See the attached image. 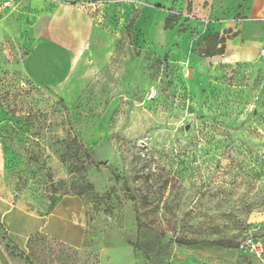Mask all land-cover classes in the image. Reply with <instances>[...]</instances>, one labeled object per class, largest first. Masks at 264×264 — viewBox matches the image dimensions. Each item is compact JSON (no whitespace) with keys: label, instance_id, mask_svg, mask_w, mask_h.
<instances>
[{"label":"rangeland","instance_id":"rangeland-1","mask_svg":"<svg viewBox=\"0 0 264 264\" xmlns=\"http://www.w3.org/2000/svg\"><path fill=\"white\" fill-rule=\"evenodd\" d=\"M59 2L96 5L103 33L119 37L107 66L113 71L136 58L130 88L116 91L98 77L69 92L61 75L50 78L49 89L25 76L23 58ZM138 14L124 0H0L7 33L0 42V197L13 206L7 218L13 227L36 225L21 207L44 214L75 195L86 206L92 243H103V264L123 263L128 249L153 264L183 257L264 264V256L239 250L246 237L264 240V39L243 36L260 44L239 57L228 45L237 32H215L217 21H199L189 2L186 13L166 18L165 28L179 27L180 36H169L158 52L146 50L133 29ZM233 20L239 33L240 17ZM256 23L264 27V19ZM0 250L30 264H90L99 254L43 234L21 252L1 224Z\"/></svg>","mask_w":264,"mask_h":264},{"label":"crops","instance_id":"crops-1","mask_svg":"<svg viewBox=\"0 0 264 264\" xmlns=\"http://www.w3.org/2000/svg\"><path fill=\"white\" fill-rule=\"evenodd\" d=\"M124 1L139 9L133 29L136 35H143L142 49L153 51L165 49L169 36H180L179 27L165 28V21L171 12L179 15L186 13L189 2L192 12L196 14L195 17L199 21L209 16L217 21L212 29L215 32L223 33L231 29L237 32L233 39L228 40V45L231 48L238 47L239 57H244L245 54L252 56L260 44L257 40H248L243 36L264 39V27L256 23L257 19H264V0H179L177 8L174 7L177 0H172L169 6L160 2L151 3L147 0ZM157 8L168 10L160 11ZM95 10V4L90 6L85 3L59 2L54 6L37 39L23 58L22 70L25 76L35 85L49 89L52 85L50 78L61 75L63 79L59 82L64 87H68L69 92L78 88H81L79 92H82L84 88L82 84L87 85L90 82L93 84L97 81L94 78L98 77L109 78L111 84L114 82L116 91L123 89V85L130 88L138 77L139 69L136 58L128 57L125 64L122 62V68L111 71L107 64L114 56L113 48L119 37L103 33V25L98 23V17L93 13ZM237 17H240L241 31L239 33L238 29H234L237 22L233 19ZM149 18L152 19L149 20ZM199 21L197 23L203 29L204 25ZM6 34V26L0 20V42L4 40ZM185 34L186 32L181 35V38ZM66 64L68 66L65 72ZM56 81L58 80L54 82ZM11 209L13 206L0 197V224L5 229L7 242H11L21 252L27 249L28 239L40 233L77 251L96 248L99 253L97 260L90 264H103L101 254L103 243L97 245L92 243L91 225L86 218V206L80 197L65 195L46 214H33L21 208L28 216L39 220L36 225H32L27 220L13 227L7 218ZM5 248L4 246L3 249ZM56 258L59 259L60 255ZM146 259L128 249V259L119 264H153L154 261ZM0 264L27 263L25 255L17 256L0 250ZM167 264L190 263L187 257H183Z\"/></svg>","mask_w":264,"mask_h":264},{"label":"built area","instance_id":"built-area-1","mask_svg":"<svg viewBox=\"0 0 264 264\" xmlns=\"http://www.w3.org/2000/svg\"><path fill=\"white\" fill-rule=\"evenodd\" d=\"M262 53L264 54V49L262 50ZM239 250L260 258L264 256V240L259 237H246L241 241Z\"/></svg>","mask_w":264,"mask_h":264},{"label":"trees","instance_id":"trees-1","mask_svg":"<svg viewBox=\"0 0 264 264\" xmlns=\"http://www.w3.org/2000/svg\"><path fill=\"white\" fill-rule=\"evenodd\" d=\"M167 23H168V19H166V21H165V26H166ZM98 166H99L100 168H102V169H105V170H108V171H111V172L113 171V169H112L110 166H108L106 162H99V163H98ZM58 200H59V199H58ZM58 200H57V201H58ZM57 201H56V202H57ZM56 202H55V204H56ZM55 204H52L51 207L49 208V210H48L47 212H45L44 214L50 212L51 209L53 208V206H54ZM21 208L24 209V210L27 211V212H30V211L26 210V208H24V207H21ZM30 213H31V212H30ZM39 234H40V233H39ZM39 234H35V235L31 236V237L28 239V241H27V247H28V242H29V240H30L31 238L35 237L36 235H39ZM25 261H26L27 264H30L29 261H28V257H25Z\"/></svg>","mask_w":264,"mask_h":264}]
</instances>
